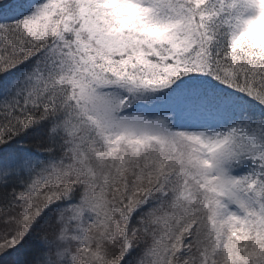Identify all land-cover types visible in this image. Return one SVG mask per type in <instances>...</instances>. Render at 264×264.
I'll use <instances>...</instances> for the list:
<instances>
[{
    "label": "snow or ice",
    "instance_id": "snow-or-ice-1",
    "mask_svg": "<svg viewBox=\"0 0 264 264\" xmlns=\"http://www.w3.org/2000/svg\"><path fill=\"white\" fill-rule=\"evenodd\" d=\"M0 264H264V0H0Z\"/></svg>",
    "mask_w": 264,
    "mask_h": 264
}]
</instances>
